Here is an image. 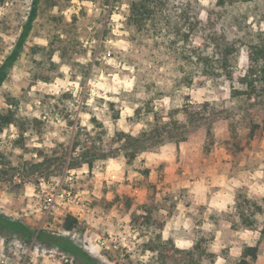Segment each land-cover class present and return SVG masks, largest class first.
<instances>
[{"label": "rangeland", "instance_id": "1", "mask_svg": "<svg viewBox=\"0 0 264 264\" xmlns=\"http://www.w3.org/2000/svg\"><path fill=\"white\" fill-rule=\"evenodd\" d=\"M31 1L0 0V64ZM138 1L40 0L0 87V112L15 119L0 129V215L33 237L0 228V264H160L164 247L189 264H236L258 241L238 213L264 214V134L249 136L264 93L235 92L245 88L247 45L264 42V0H163V17L146 19L131 12ZM213 33L236 47L231 66L207 78L201 58ZM77 135L100 153L90 166ZM40 177L89 202L70 236L85 259L37 240L62 235L67 215L41 213ZM255 264H264V239Z\"/></svg>", "mask_w": 264, "mask_h": 264}, {"label": "trees", "instance_id": "2", "mask_svg": "<svg viewBox=\"0 0 264 264\" xmlns=\"http://www.w3.org/2000/svg\"><path fill=\"white\" fill-rule=\"evenodd\" d=\"M248 2L255 0H217V6H222L226 2ZM40 0H32L30 5V11L28 16L22 26V31L18 38L17 43L13 46V49L9 52V54L5 57V59L0 64V87L6 80L10 69L13 67V64L18 59L20 54L23 51V45L25 40L27 39L32 26L37 18L38 5ZM164 5L163 0H139L138 2H133L131 6V12L135 14V16L139 18H149L153 15V12L159 11L162 16V6ZM163 17V16H162ZM169 24V22H167ZM175 29V34H178V30ZM177 30V31H176ZM209 40L213 46L212 54H209L205 57L201 58L203 62V66L201 69L202 75L207 78L210 77L213 73V68L221 69L226 71L231 64L233 63V53L235 52V44L233 42L228 41L224 38L222 34L213 33L209 36ZM246 64H247V72L241 78V84L245 87L244 90H235V94L243 95L248 99L256 98L257 96L264 93V42L253 43L247 45L246 52ZM14 114L11 110H5L4 112H0V129L5 128L14 122ZM148 137L155 138L153 134H149L147 132L144 133ZM264 134V116L260 123H252L249 128V136L253 138L256 135ZM75 149L77 148L78 157L85 161L89 166L91 164V159H96L99 152L89 153L87 150H90L93 146L89 142V136L77 135L74 138ZM73 152H76V150ZM100 156V155H99ZM70 168H75L73 165ZM249 207H242V209L238 213L239 222L242 228L251 231H257L259 233V239L253 246H246L241 256L236 264H255L259 249L261 245L262 239H264V215L262 216L261 222L254 217V215L260 213V210H253L249 214H246ZM78 224V221L71 215H66L63 220L62 228L63 231L72 232ZM0 228H4L10 232L18 234L19 232L24 231L25 238L31 239L32 232L23 228L20 224H15L11 219H6L2 215H0ZM70 236L63 235H52L46 231H40L37 233V240L42 241L50 246L56 247L59 251H68L78 257L86 258L84 254H82L70 241ZM158 261L160 264H189L190 256L185 252L181 253L176 248H166L159 250L158 252ZM181 254H185V256H181ZM93 260L85 259L86 264H90Z\"/></svg>", "mask_w": 264, "mask_h": 264}, {"label": "built area", "instance_id": "3", "mask_svg": "<svg viewBox=\"0 0 264 264\" xmlns=\"http://www.w3.org/2000/svg\"><path fill=\"white\" fill-rule=\"evenodd\" d=\"M38 195L40 198V211L45 217H54L59 210L63 209V211H66L67 215H71L77 221H81L86 215L92 212V208L89 206L87 200L79 198L70 188L63 187V183L61 182L55 184V186L49 190L48 182L43 177H40ZM73 207L76 209L75 213L72 210ZM62 235L74 237L73 234L66 231H63ZM103 243L104 242H102V244ZM55 250L58 251L57 248H55ZM58 256L60 260L64 259L62 252H59ZM65 261L67 260L65 259Z\"/></svg>", "mask_w": 264, "mask_h": 264}, {"label": "crops", "instance_id": "4", "mask_svg": "<svg viewBox=\"0 0 264 264\" xmlns=\"http://www.w3.org/2000/svg\"><path fill=\"white\" fill-rule=\"evenodd\" d=\"M109 176V175H108ZM112 177V176H111ZM200 179H202L201 177H199V178H196V180H194V181H192V183L193 184H196V185H199L200 184ZM222 206H227V205H229V203L227 202V204H225V205H223V204H221ZM213 207V206H212ZM222 209V208H221ZM221 209H219V210H221ZM92 213V212H91ZM90 213V214H91ZM256 215H261V217L264 215V214H262V212L260 211V213H258V214H256ZM256 215H254V217L256 218ZM86 216H89V214L88 215H86ZM86 216L83 218V219H85L86 218ZM257 219V218H256ZM261 220H262V218H261ZM258 222H261V221H258ZM240 223V222H239ZM241 226V225H240ZM244 229V228H243ZM246 230V229H245ZM251 231V230H250ZM253 232H256L257 234H259L257 231H253ZM255 245V244H254ZM250 246H253V245H250Z\"/></svg>", "mask_w": 264, "mask_h": 264}]
</instances>
